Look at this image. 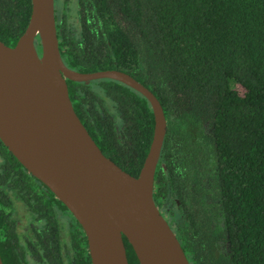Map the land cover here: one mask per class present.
<instances>
[{"label":"trees","instance_id":"16d2710c","mask_svg":"<svg viewBox=\"0 0 264 264\" xmlns=\"http://www.w3.org/2000/svg\"><path fill=\"white\" fill-rule=\"evenodd\" d=\"M67 3L55 22L63 61L123 69L162 106L152 194L178 219L175 234L190 264H264V0ZM29 12L30 0H0V40L13 44ZM67 80L102 152L136 175L152 132L146 97L112 77ZM5 160L0 184L10 182L29 206L54 198L66 208L51 191L27 198L23 166L8 150ZM12 168L20 171L11 175ZM2 207L0 197V215ZM122 239L128 264H139ZM2 251L8 264L12 254Z\"/></svg>","mask_w":264,"mask_h":264},{"label":"water","instance_id":"95a60500","mask_svg":"<svg viewBox=\"0 0 264 264\" xmlns=\"http://www.w3.org/2000/svg\"><path fill=\"white\" fill-rule=\"evenodd\" d=\"M98 76L121 80L149 102L152 132L136 175L102 152L71 104L65 77ZM164 132L162 106L148 86L120 68L67 66L58 49L53 0H30L15 42L0 40V140L80 224L91 264H128L122 234L139 264H190L152 197Z\"/></svg>","mask_w":264,"mask_h":264},{"label":"flooded vegetation","instance_id":"af4514ba","mask_svg":"<svg viewBox=\"0 0 264 264\" xmlns=\"http://www.w3.org/2000/svg\"><path fill=\"white\" fill-rule=\"evenodd\" d=\"M64 1L70 3L71 0H53L55 22L64 15ZM61 12H63L62 15ZM74 14L69 11L66 16L68 18L75 17ZM66 65L80 70L74 66ZM67 79L71 78L65 77V81L74 109L73 92L69 89ZM90 79L78 81L88 82ZM74 111L76 112L75 109ZM6 150L8 149L0 140V167L7 163V160H5ZM10 163L13 162L10 161ZM23 168L24 175H22V178L28 190L26 197H49L48 193L51 190L28 172L24 166ZM17 171L20 170L12 168L10 174L16 175ZM37 180L41 183H38ZM9 184L10 182L7 185L0 184V197L3 201L0 215V246L4 252L9 255L12 254V261H9L8 264H91L84 231L66 206V208H62L54 201V198H49L47 201L42 200L35 206H29L25 199L16 196L15 191L9 187ZM153 200L169 226L176 232L174 226L179 221L171 216L166 201L157 197H153ZM54 206L56 210L53 209ZM222 245L224 243L220 241V247Z\"/></svg>","mask_w":264,"mask_h":264}]
</instances>
